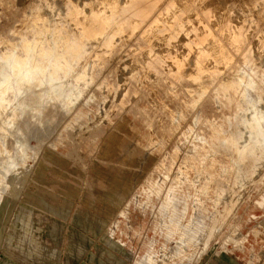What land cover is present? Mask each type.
Returning a JSON list of instances; mask_svg holds the SVG:
<instances>
[{"label":"rangeland","instance_id":"rangeland-1","mask_svg":"<svg viewBox=\"0 0 264 264\" xmlns=\"http://www.w3.org/2000/svg\"><path fill=\"white\" fill-rule=\"evenodd\" d=\"M31 1L0 0V37L26 28ZM242 2L261 24L264 0ZM139 36L91 69L71 111L34 117L38 138L0 191V264H137L147 254L166 255L158 264H264V163L253 172L246 157L236 183L220 141L234 130L239 96L209 84L200 97L190 77L135 68L131 49L148 46ZM233 60L264 87V64ZM79 108L90 118L75 117ZM189 223L196 247L176 252Z\"/></svg>","mask_w":264,"mask_h":264},{"label":"bare ground","instance_id":"bare-ground-1","mask_svg":"<svg viewBox=\"0 0 264 264\" xmlns=\"http://www.w3.org/2000/svg\"><path fill=\"white\" fill-rule=\"evenodd\" d=\"M30 5L26 28L0 37V191L17 181L28 146L38 138V118L34 117L42 112L54 117L71 111L82 95V86L88 83L91 69L113 53L122 39L135 34L148 41L147 47L138 45L129 53L128 60L135 68L142 67L150 75L161 68L190 77L201 86L200 97L209 84H219L225 96L229 92L239 96L234 130L220 139L222 148L234 156L236 183L247 173L243 168L246 157H251L253 172L264 163V87L241 64H233L236 53L245 64H264V21L258 24L253 15L245 16L248 3L32 0ZM228 9L237 14L229 15ZM257 28V32L252 31ZM178 42L183 51L176 49ZM158 52L162 57L155 60L153 55ZM231 68L233 76L227 77L225 71ZM33 91L39 92L38 98L29 100L27 95ZM43 101H47L46 106H40ZM73 112L75 117L90 118L80 108ZM187 226L174 248L176 252H182L185 246L196 247L197 228L190 223ZM145 257L149 264H158L166 255Z\"/></svg>","mask_w":264,"mask_h":264},{"label":"crops","instance_id":"crops-1","mask_svg":"<svg viewBox=\"0 0 264 264\" xmlns=\"http://www.w3.org/2000/svg\"><path fill=\"white\" fill-rule=\"evenodd\" d=\"M65 251H66V249H65ZM69 252V251H68Z\"/></svg>","mask_w":264,"mask_h":264}]
</instances>
